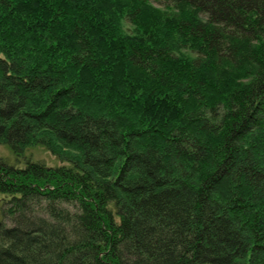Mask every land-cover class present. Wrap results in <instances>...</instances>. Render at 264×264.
<instances>
[{"label":"trees","instance_id":"1","mask_svg":"<svg viewBox=\"0 0 264 264\" xmlns=\"http://www.w3.org/2000/svg\"><path fill=\"white\" fill-rule=\"evenodd\" d=\"M0 144V264H264V0H0Z\"/></svg>","mask_w":264,"mask_h":264},{"label":"rangeland","instance_id":"2","mask_svg":"<svg viewBox=\"0 0 264 264\" xmlns=\"http://www.w3.org/2000/svg\"><path fill=\"white\" fill-rule=\"evenodd\" d=\"M124 26L127 25L125 21H123ZM130 28V25H128ZM27 155H30L33 159H40L46 162L49 165H57L60 164V161L57 157L52 154L49 150H46L42 145L35 144L29 147L26 151ZM0 156L6 157L10 162L13 161V155L9 148L5 145L0 144ZM3 198L4 196L0 193V220L3 219L2 207H3Z\"/></svg>","mask_w":264,"mask_h":264}]
</instances>
